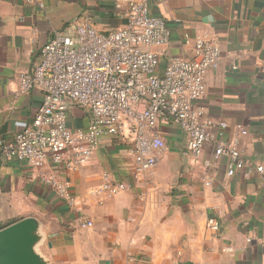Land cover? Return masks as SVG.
<instances>
[{
    "label": "crops",
    "instance_id": "obj_1",
    "mask_svg": "<svg viewBox=\"0 0 264 264\" xmlns=\"http://www.w3.org/2000/svg\"><path fill=\"white\" fill-rule=\"evenodd\" d=\"M43 10L24 0H0V140L29 127L43 104L36 88L19 93V76L31 72L55 33L90 23L100 32L126 20L113 0H43ZM171 32L158 50L159 72L172 59H192V39L208 35L220 43L221 66L206 76L197 102L206 117L224 121L231 138L239 128L247 163L264 167V0H166L151 4ZM186 36L191 39L187 43ZM236 66L237 69H233ZM90 110L71 104L68 125L88 126ZM166 140L153 175L134 176V158L124 139L104 141L77 170L55 166L42 172L69 179L77 206L70 208L40 171L15 162L0 169V230L26 218L40 223L38 253L48 264H264V184L254 174L227 176V160L186 152V134L176 125L158 129ZM108 175L128 185L114 197L94 194ZM220 223L217 233L209 220ZM93 222L92 228L84 223Z\"/></svg>",
    "mask_w": 264,
    "mask_h": 264
},
{
    "label": "built area",
    "instance_id": "obj_2",
    "mask_svg": "<svg viewBox=\"0 0 264 264\" xmlns=\"http://www.w3.org/2000/svg\"><path fill=\"white\" fill-rule=\"evenodd\" d=\"M24 1L45 8L43 0ZM165 1L113 0L126 20L122 28L105 33L90 23L75 22L66 32L55 33L33 70L19 76V93L26 95L38 88L44 101L29 127L10 141L0 140V169L5 162L15 161L40 171L41 183L75 208L71 180L42 172L49 159L55 166L77 170L104 141L126 139L134 158V176L143 178L154 174L166 147L158 129L176 125L186 134L190 157L200 159L211 146L213 155L207 166L226 159L227 176L257 174L264 184V167L244 159L241 142L248 132L239 128L229 138L227 123L206 117L197 106L207 92V74L221 66L220 43L208 35L186 36L187 43L193 41V58L172 59L159 72L158 50L170 43L171 32L161 17L151 13V4ZM71 104L90 110L87 127H69ZM127 188L106 174L94 194L111 198ZM83 227L92 228L93 222L87 220ZM207 227L217 233L220 223L211 219Z\"/></svg>",
    "mask_w": 264,
    "mask_h": 264
},
{
    "label": "water",
    "instance_id": "obj_3",
    "mask_svg": "<svg viewBox=\"0 0 264 264\" xmlns=\"http://www.w3.org/2000/svg\"><path fill=\"white\" fill-rule=\"evenodd\" d=\"M39 229L36 219L26 218L0 230V264H48L37 251Z\"/></svg>",
    "mask_w": 264,
    "mask_h": 264
},
{
    "label": "rangeland",
    "instance_id": "obj_4",
    "mask_svg": "<svg viewBox=\"0 0 264 264\" xmlns=\"http://www.w3.org/2000/svg\"><path fill=\"white\" fill-rule=\"evenodd\" d=\"M166 141V140H165ZM166 148V147H165Z\"/></svg>",
    "mask_w": 264,
    "mask_h": 264
}]
</instances>
